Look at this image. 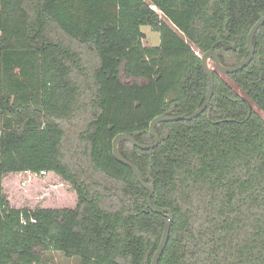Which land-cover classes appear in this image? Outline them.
Here are the masks:
<instances>
[{
    "label": "trees",
    "instance_id": "16d2710c",
    "mask_svg": "<svg viewBox=\"0 0 264 264\" xmlns=\"http://www.w3.org/2000/svg\"><path fill=\"white\" fill-rule=\"evenodd\" d=\"M263 12L264 0H0V264L51 250L150 264L167 218L112 139L151 143L155 116L192 113L207 90L199 55L223 41L235 49L222 64L239 62ZM142 25L158 45H143ZM253 46L244 68H214L198 117L158 123L154 148L118 145L173 213L157 264H264V23ZM40 171L70 185L73 208L10 205L3 179Z\"/></svg>",
    "mask_w": 264,
    "mask_h": 264
},
{
    "label": "water",
    "instance_id": "95a60500",
    "mask_svg": "<svg viewBox=\"0 0 264 264\" xmlns=\"http://www.w3.org/2000/svg\"><path fill=\"white\" fill-rule=\"evenodd\" d=\"M263 23H264V12L258 18V20L252 25V27L250 28V30L246 36L247 55L245 57H243L236 64H233L230 66H226V65L222 64L221 59H220V55L222 53L221 49H223V50L235 49V45H232L230 43H226L223 41H218L216 43L218 48L210 49V50L202 53L201 55H199L200 59H201L202 67H203L204 72L207 76V90H206V95H205L203 101L192 113H190L188 115H185V114L172 115L169 113H163V114L155 116L149 122V134L153 138V142H151V143L138 142L135 138V134H128V133H118L112 139V143H111L112 144V155H113L114 159L117 162L128 166L132 170L137 181L142 185V187L145 190H147V196H146L147 208L149 210L155 212V213L163 214L167 218V222H166L165 227L162 231V235H161V239L159 241V245H158L156 251L154 252V254L152 256V260H151L150 264H157L159 257L164 250V247H165L167 239H168L170 224H171L172 219H173V213L169 208H157L152 204L151 197H152V194L154 192L153 180L151 178L144 180L141 177V175H140L137 167L135 166V164L120 154L119 149H118V145L121 141L125 140V141H129L134 146H136L140 149H143V150H148V149L154 148L160 142V137L155 130V126L158 123L167 122V121H176V120H191L193 118L198 117L205 110L207 105L209 104L212 93H213V87H214L213 71H214V68H216L221 73L229 74V73H234V72L244 68L245 66H247L250 63V61L252 60L253 55H254L253 37H254L256 31L259 29V27ZM211 59L214 62V66L210 65ZM242 100L245 101L249 107H251V103L247 98L242 97Z\"/></svg>",
    "mask_w": 264,
    "mask_h": 264
},
{
    "label": "rangeland",
    "instance_id": "374dc122",
    "mask_svg": "<svg viewBox=\"0 0 264 264\" xmlns=\"http://www.w3.org/2000/svg\"><path fill=\"white\" fill-rule=\"evenodd\" d=\"M166 22L169 23L167 20ZM140 29L145 34L142 40L143 45L156 46L159 44L158 32L151 30L148 25H142ZM210 65L213 66L211 62ZM28 177H18V183L14 186L9 180H5L4 192L11 206L30 209L36 207L73 208L75 206L74 190L55 173L43 177ZM20 181L26 182V185H21ZM41 264H80V258L77 255L65 256L61 251L51 250L44 254Z\"/></svg>",
    "mask_w": 264,
    "mask_h": 264
},
{
    "label": "crops",
    "instance_id": "0c3cea01",
    "mask_svg": "<svg viewBox=\"0 0 264 264\" xmlns=\"http://www.w3.org/2000/svg\"><path fill=\"white\" fill-rule=\"evenodd\" d=\"M53 174V172H48L46 176H49L50 174ZM28 175L27 172L25 173H11V174H8L4 179H3V182H2V185H3V189H4V183H5V180H9V182H12V186L16 185V183H18V177H22V178H25L26 176ZM43 177V176H42ZM22 183V181H20V184ZM26 185V182L24 184V186Z\"/></svg>",
    "mask_w": 264,
    "mask_h": 264
},
{
    "label": "built area",
    "instance_id": "2783aa9c",
    "mask_svg": "<svg viewBox=\"0 0 264 264\" xmlns=\"http://www.w3.org/2000/svg\"><path fill=\"white\" fill-rule=\"evenodd\" d=\"M27 173H28L27 176L30 177V176H46L48 172H46V171H40L39 173H32V172H27ZM24 184H25V182L22 181L21 185H24Z\"/></svg>",
    "mask_w": 264,
    "mask_h": 264
}]
</instances>
